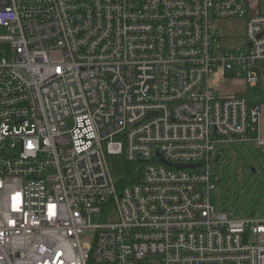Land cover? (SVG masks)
I'll use <instances>...</instances> for the list:
<instances>
[{
  "label": "built area",
  "instance_id": "2783aa9c",
  "mask_svg": "<svg viewBox=\"0 0 264 264\" xmlns=\"http://www.w3.org/2000/svg\"><path fill=\"white\" fill-rule=\"evenodd\" d=\"M263 59L249 0H0V264H264V217L211 199L219 147L264 154V103L225 89Z\"/></svg>",
  "mask_w": 264,
  "mask_h": 264
},
{
  "label": "rangeland",
  "instance_id": "374dc122",
  "mask_svg": "<svg viewBox=\"0 0 264 264\" xmlns=\"http://www.w3.org/2000/svg\"><path fill=\"white\" fill-rule=\"evenodd\" d=\"M264 13V0H249V13ZM227 43L233 46L242 44L243 21L231 20L224 23ZM239 47V46H238ZM259 79L264 74V59L258 60L255 66L251 67ZM224 79L217 82V85L225 86ZM226 96H244L251 105L264 103V89L259 82L256 87H246L238 82H228ZM226 84V85H227ZM261 127L264 128V110ZM264 134V129L262 130ZM219 157L217 163L215 159ZM107 165L110 174L115 182H121L128 175L130 165L125 162L121 155H106ZM211 165L220 180L216 190L212 192V204L217 210L224 208L234 212L235 216L241 218L264 217V154L252 142H234L219 147ZM91 223H96L95 218H91ZM93 231L86 229L80 235L82 243H90ZM250 241L254 239L249 238Z\"/></svg>",
  "mask_w": 264,
  "mask_h": 264
},
{
  "label": "trees",
  "instance_id": "16d2710c",
  "mask_svg": "<svg viewBox=\"0 0 264 264\" xmlns=\"http://www.w3.org/2000/svg\"><path fill=\"white\" fill-rule=\"evenodd\" d=\"M258 13H261V11H259ZM129 167H131V166H129ZM132 180H134V179L132 177H130V171H129L127 177L125 178L124 184H129L132 182Z\"/></svg>",
  "mask_w": 264,
  "mask_h": 264
},
{
  "label": "water",
  "instance_id": "95a60500",
  "mask_svg": "<svg viewBox=\"0 0 264 264\" xmlns=\"http://www.w3.org/2000/svg\"><path fill=\"white\" fill-rule=\"evenodd\" d=\"M218 160H219V157H217V158L215 159V163H217ZM138 161H140V160L138 159ZM166 164H167V163H166ZM167 165H169V164H167ZM189 167H193V166H177L178 169H184V168H189Z\"/></svg>",
  "mask_w": 264,
  "mask_h": 264
}]
</instances>
